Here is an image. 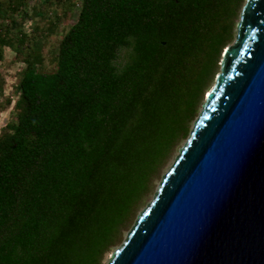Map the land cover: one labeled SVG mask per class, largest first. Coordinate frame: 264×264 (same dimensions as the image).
<instances>
[{
  "label": "trees",
  "instance_id": "obj_1",
  "mask_svg": "<svg viewBox=\"0 0 264 264\" xmlns=\"http://www.w3.org/2000/svg\"><path fill=\"white\" fill-rule=\"evenodd\" d=\"M246 1L81 0L53 71L41 39L0 23V61L9 47L25 64L0 134V264L106 263L189 138ZM26 6L0 2V19Z\"/></svg>",
  "mask_w": 264,
  "mask_h": 264
},
{
  "label": "water",
  "instance_id": "obj_2",
  "mask_svg": "<svg viewBox=\"0 0 264 264\" xmlns=\"http://www.w3.org/2000/svg\"><path fill=\"white\" fill-rule=\"evenodd\" d=\"M191 134L108 264H264V0H247Z\"/></svg>",
  "mask_w": 264,
  "mask_h": 264
},
{
  "label": "rangeland",
  "instance_id": "obj_3",
  "mask_svg": "<svg viewBox=\"0 0 264 264\" xmlns=\"http://www.w3.org/2000/svg\"><path fill=\"white\" fill-rule=\"evenodd\" d=\"M9 1L10 0H0V2L4 4H8ZM26 1L27 6L25 8L23 7L21 11L15 13L14 15V18L18 20V24L13 25L11 17L0 19V23L9 27V30L6 33L13 39L21 37L22 34H27L30 38H35V40L41 39L40 48L37 49V47L33 46L31 47V51L39 53L42 56L43 62L41 68L43 70L53 71L56 67L55 57L59 42L69 27L76 22L81 8V0ZM71 3L75 5L72 6L70 5ZM236 39L237 33L235 41ZM30 44L34 43L32 41H25L19 45L20 49L24 50L23 53L28 51V45ZM232 44L233 43H230L229 45ZM24 66L25 64L21 61V59H19L15 51L9 47H4L3 59L0 61V78L4 80L3 94L0 96V134L6 124L14 119V106L19 97L17 87L20 82L21 72ZM220 72L221 68L219 73ZM8 100H11L10 104L7 103ZM184 144L185 141L182 145ZM177 155L178 153L171 160L170 164L165 169L164 174L169 170ZM161 179L162 178H159L156 181L154 192H156L158 186L160 185ZM153 197L154 194L148 199L145 206L140 209V212L147 206ZM128 232L125 233L124 240ZM119 246H117L113 252ZM112 253L108 255L105 264H108Z\"/></svg>",
  "mask_w": 264,
  "mask_h": 264
}]
</instances>
